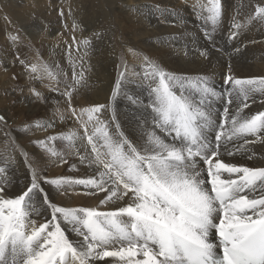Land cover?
I'll use <instances>...</instances> for the list:
<instances>
[{
    "label": "snow or ice",
    "instance_id": "obj_1",
    "mask_svg": "<svg viewBox=\"0 0 264 264\" xmlns=\"http://www.w3.org/2000/svg\"><path fill=\"white\" fill-rule=\"evenodd\" d=\"M209 4L202 19L215 30L221 21L220 0ZM256 11L264 19V7ZM205 35L211 37L210 32ZM31 71H37L35 65ZM226 81L231 84L227 104L236 108L230 112L225 107L223 122H217L210 102L217 93L206 77L193 82L153 64L152 127L142 126L135 141L119 130V124L111 130L112 122L101 119L108 106L79 113L73 109L84 129V150L91 146L80 162H88L93 174L49 180L33 169L29 185L7 198L0 183V264H109L107 258H118L122 264H264V168L237 166L223 158L233 155L229 144L241 139L249 143L247 137L264 132V112L243 114L250 94H264V77L242 80L229 75ZM186 83L194 84L199 99ZM117 94L118 88L113 96ZM213 128L219 131L210 140ZM75 136L73 132L64 138ZM39 146L59 155L46 147V141H39ZM5 171L0 168V173ZM43 184L83 186L89 190L85 195L104 193L101 205L125 203L110 211L57 206ZM65 224L82 239L71 241ZM212 235L218 242L210 240Z\"/></svg>",
    "mask_w": 264,
    "mask_h": 264
},
{
    "label": "bare ground",
    "instance_id": "obj_2",
    "mask_svg": "<svg viewBox=\"0 0 264 264\" xmlns=\"http://www.w3.org/2000/svg\"><path fill=\"white\" fill-rule=\"evenodd\" d=\"M12 1L14 2H12L11 6H4V10L14 13L18 12L22 15L13 16V14H11L10 16L6 15L3 16V18H0V24L2 23L4 25V32L10 35L14 34L15 32H20V30L17 29L15 25L17 23V25L19 24L20 26L21 23H23V25L26 23V18L28 17L24 16L23 13H26L29 10L28 8L17 9V6H21L20 1L23 0ZM33 1L42 2L43 0ZM52 1L54 4V1L59 2L61 5L63 4L64 10H62L61 15L63 19L61 20H64L63 23H65V25H67V23H71L73 20L77 21V37L74 41V46L72 43V45H67V47L69 46L70 49H66V51L57 48V45L55 44L57 37L54 36L56 34H54V32L53 34L40 36V32L35 27L36 24L41 26L44 24H52V26H54L55 23L60 22L59 20L55 21L56 18L54 15L56 13L54 10L51 11L50 7L48 6V10H44L43 7L39 8L37 16L34 17L37 22H35V24L32 23L28 30L25 29L24 32H21L22 34L27 33V35L32 33L35 37L40 36L41 38L39 42H35L27 49L26 58L18 54V60L13 61L12 58L7 60L9 54L0 47V105L4 102V99H7L5 98L6 92L3 90L11 92L16 97L14 98L18 101L25 98H37L34 92V90H37L39 93L45 94L52 101H55L53 103H48L49 108H58V111L54 110L52 113L46 114L39 122L28 124L27 127L22 126L20 129H18L16 138H22V140L18 143L22 147L21 151L11 141L9 133L0 129V144H3L2 148H0V151L3 150L8 157H12L17 162H21V165L26 170V173L20 177V180L24 181L25 183L20 187L7 185L6 177L3 174H0V183H2L6 188V198L13 197L15 194L24 190L26 185H29L33 169H35L43 178L49 180L65 177L81 179L88 178L93 174L94 168L89 167L88 162H80L81 157L89 155L91 147L90 145L87 146L89 149L88 152L84 150V145L87 144L86 138L83 139V142L81 141L84 129L79 123V118L72 115L73 109L68 110L67 107L65 108L66 100L64 101L65 103H61V99H74V110L77 113H79L83 108H88L95 105L108 106L107 110L103 112L101 119L105 122H112L111 130H115V125L119 124V130L122 131L130 140L135 141L141 135V127L145 126L142 125L143 118L150 116L151 114L145 99L147 97L148 103L150 104L152 98L150 84L153 78V64L159 68H162L167 73L173 74L174 76L180 78H188L189 81L193 82L197 77H206L210 85L217 93V96L212 97L210 101L213 111V119L217 120V122H223L222 118L225 107H229L230 112L236 108L235 104L231 106L227 104L229 99L228 92L231 89V84L226 81L227 76L231 75L234 78L242 80L264 77V33H254V31L258 28L256 22L243 24L242 26L240 25L243 28L242 31L239 30L241 28L238 30L232 28L230 31H224V33L237 35L235 38L237 41L242 40L240 41V46L238 44L235 45L236 43L232 45L228 44L230 49L227 48V50H229L231 53L240 54L245 49L254 48V53L256 54L254 55L256 56L254 57V63H250V65L233 63L227 66H216L214 65L215 63H208L207 66L203 67L204 71L200 69L199 71H196L194 70L195 68L191 69L195 63L191 65L190 55L195 56L197 60L205 59L206 57L211 56V54L216 58L219 57L218 53H210V51L208 52L204 50V48L196 50L193 48L191 49V47L197 45V42L201 41L198 36L203 37V33H205L206 30L207 32L210 30L213 31L210 33H217V31H215L216 29L213 30L212 27H210V24L209 26L204 25V21H202V23L200 22V20H203L202 17L207 15V7L210 6L209 0H120V2L117 4L115 1H113L114 4H119L118 6L115 5L116 7L114 10V17H116V19L119 21L121 28L126 31L125 33L127 36V40L125 41L127 45V49H125L126 62L123 65L124 67L121 66L123 67V69L120 68L122 69L121 72H117V61L120 54L118 55L117 49L115 48L114 42L110 36L108 38L110 32L108 35L105 33L106 30H108L105 28L108 26L107 18L110 17L107 16L104 18V16L101 15V11H99L97 7L103 6V3H99L100 0H97L99 4H96V2L93 0ZM234 1L242 0H220V4L222 6L220 23L226 22L230 24L234 21V16L232 15L233 8L230 5V3H233ZM242 2L244 3V1ZM246 2H249L248 4H250L251 0H247ZM258 2L260 4L258 7H264V0H259ZM109 4L110 2L108 5ZM104 6L106 7V4H104ZM111 6L112 5H110V7ZM258 7L248 10V19L264 24V19L258 18L256 11ZM169 12H174L176 18H174V15L172 18L167 16ZM93 14H97V16L94 17ZM87 15H90L92 21L89 23V28H86V30L89 32L84 31V28L82 27L83 23H85L84 20ZM57 16L58 15H56V17ZM53 17L55 19H53ZM199 25H202L205 31H200L198 27ZM27 26L28 24L25 27ZM56 27L57 25L53 27L54 31H57L56 29L58 28ZM112 27L110 28L109 26L110 29H113ZM201 30L203 29L201 28ZM253 35H256V38H254ZM232 39L234 38H231V40ZM85 41H88V43L85 44ZM186 41H189V44ZM220 41L222 42V39H220ZM212 46H216L214 41ZM75 49H77V52L79 53H76ZM39 50L42 51V55H40ZM120 50L122 49L120 48ZM142 51L146 52L148 55L147 58L142 56ZM201 52H206L207 55H201ZM23 60H26V62ZM72 60L75 62V66H73L74 68L70 69V67L65 66V63ZM57 63L59 64L57 65ZM221 63L225 64L224 62L220 61V64ZM26 64L29 65L27 66L26 72H24V70L23 75L17 76L19 73V68L21 66L24 67ZM33 65H35L37 68V71L34 73L31 71V67ZM75 68L87 71L86 77L88 81L83 82V84L81 83L82 81L76 82L75 75L77 70H75ZM217 72H219L218 75ZM15 79L18 81V86L16 87L13 86ZM118 81L119 85L117 83ZM187 84L191 87V84ZM151 86L155 87L156 85L151 84ZM117 88L118 93L123 91L124 101H122L123 99H117L118 94L113 96V91ZM178 88L179 86H177V90ZM17 100H15V103L18 102ZM38 102L41 101L38 100ZM245 103H247L248 107L243 108L244 115L251 116L258 114L259 112H264V94L261 92H254L250 94ZM68 104L70 107L71 103ZM213 106H215L217 109L214 110ZM111 108L112 111H110ZM127 109L129 111L128 116L124 111ZM134 112L138 115V118H136L137 115H129ZM25 117L28 119L29 115L27 114ZM61 117L63 119H61ZM133 118H135L134 120H136L138 124L136 126L127 127V121L125 119L129 120ZM82 119L86 120L87 116L85 115ZM147 119L148 118H146V120ZM49 122H52L54 126H38L45 124L48 125ZM146 127L151 128L152 125H147ZM88 131H92L91 125H89ZM217 131H219L217 128H213L209 131L208 135L210 140ZM73 132L76 133V136L72 140L64 138L67 136V134ZM57 135L59 138L64 139L65 142L63 145L56 139H48L51 136ZM26 136H31L33 139L40 138L39 141H46V147L55 149L59 155L52 156L45 150V148L39 146L38 140L37 142L23 143V138ZM169 139H171V137H169ZM247 140L249 143H245V141L241 139L229 144L228 148L233 152V155L228 156L227 154H224V161L234 163L237 166H246L254 169L264 168V132H261L257 137L249 136L247 137ZM31 143L36 144L31 145ZM221 152L224 153V150L221 149ZM24 153L27 154V157H25ZM91 155L94 157V154ZM224 177H227V174H224ZM96 178L98 179V176ZM43 187L48 193L50 201L55 203L57 206L72 208L93 207L100 211H110L125 203L123 200H121L118 201L117 204L101 205L100 200L103 198L104 193L85 195L84 193L89 190L83 186H61L57 188L56 186L43 184ZM33 203L38 204L39 201H33ZM40 211L44 212L43 208H40ZM44 215L48 216L49 213L44 212ZM33 219H35L37 223L42 222L39 217L33 216ZM64 227L66 230V235L71 241L75 243L82 239V237L78 236L77 233L73 231L71 225L65 224ZM210 240L213 242H218V237L212 235L210 236ZM217 252L219 253V249H217ZM107 259L109 264H122L118 258ZM101 264H103V262H101Z\"/></svg>",
    "mask_w": 264,
    "mask_h": 264
},
{
    "label": "rangeland",
    "instance_id": "obj_3",
    "mask_svg": "<svg viewBox=\"0 0 264 264\" xmlns=\"http://www.w3.org/2000/svg\"><path fill=\"white\" fill-rule=\"evenodd\" d=\"M94 2H96V4L98 3V1L96 0H93ZM113 1H115V3L117 4V3H119L120 2V0H100L99 1V3H103V6H97L98 7V9H99V11H101V15H103L104 16V18H106L107 16H109L110 18H107L106 20H107V25L108 26H106L105 28L106 29H108V30H106V34L108 35V33H109V35H108V38H109V36H110V38L113 40V42H114V45H115V48L117 49V53H118V55H119V58H118V61H117V72L119 71V72H121L122 71V69H123V65L125 64V62H126V50L125 49H127V45H126V40H127V36H126V31H124L122 28H121V25H120V23H119V21L116 19V17H114V10H115V7L116 6H118V5H116V4H114L113 3ZM242 1H244V3L242 2ZM242 1H234L233 3H230V5H231V7L233 8L232 10V15L234 16V21L232 22V23H230V24H228V23H226V22H222V23H220L215 29V31H217V33H211L212 35H211V37L209 38V37H207L206 35L204 36V34L207 32V30H206V32L205 33H203V37L202 36H198L200 39H201V41H199V42H197V45H194L193 47H191V49L193 48L194 50H196V49H203L204 48V50H206V51H210V53L211 52H213V53H218V58H216V57H214L212 54H211V56H209V57H206L205 59H201V60H197L196 58H195V56H193V55H190V62H191V65L192 64H194L192 67H191V69L193 68H195L194 70H196V71H199V69L200 70H202V71H204V66H207V64L208 63H211V64H214V65H216V66H227V65H230V64H233V63H237V64H243V65H250V63H254V57H256V56H254V55H256L255 53H254V48H248V49H245V50H243V52H241L240 54H235V53H231L229 50H227V48L228 49H230L229 48V45L228 44H235V45H239L240 46V41H242V40H236L235 38L237 37V35H234V34H228V33H224V31H230V29H236V30H238L239 28H241V29H239V30H243V28L241 27L243 24H249V23H257V25H258V28H257V30H255L254 31V33H258V32H262V33H264V24L263 23H259L258 21H255V20H250V19H248V10H250L251 8H255V7H258V6H260V4H259V0H251V2H250V4H248L249 2H246L247 0H242ZM12 2H14V1H12V0H0V18H3V16H10L11 14H13V16H15V15H22V14H20V13H14V12H8V11H6V10H4V6L5 5H9V6H11V4H12ZM27 2V3H26ZM55 2V4L53 3V1L52 0H43L42 2L41 1H38V2H34L33 0H23V1H20V4H21V6H17V9H24V8H28L29 10L25 13H23L24 14V16H26V17H28V18H26L27 19V21H26V23H24V25H23V23H21L20 24V26H19V24L17 25V23H16V28L17 29H19L20 30V32L19 33H21V32H24V30L26 29V30H28L29 29V27H30V25L33 23V24H35V22H37L36 21V19H34V17L35 16H37V13H38V11H39V8H42L43 7V9L44 10H48V6L50 7V10L51 11H53L54 10V12L56 13L54 16H55V18L53 17V19H55V21L56 20H59L60 22H58V23H55V25H57V27L56 28H58V29H56L57 31H54L53 30V27L55 26H52V24H44L43 26H41V25H38V24H36L35 25V27L37 28V30L40 32V36H45L46 34H53V32H54V36L55 37H57V41L55 42V44L57 45L56 47L57 48H59L60 50H65L66 51V49H70V47L68 46L67 47V45H72L73 44V46H74V41L76 40V37H77V30H76V27H78L77 26V21L76 20H73V21H71V23H67V25H65V23H63L64 22V20H61V19H63L62 18V10H64L63 9V4L61 5L59 2H56V1H54ZM110 2V4L108 5V3ZM239 2V3H238ZM240 2H242V3H240ZM98 3V4H99ZM112 3V4H111ZM237 3V4H236ZM60 6H59V5ZM104 4H106V7L104 6ZM241 4V5H240ZM251 4H253V5H251ZM110 5H112L111 7H110ZM116 5V6H115ZM240 5V6H239ZM247 5V6H246ZM62 6V7H61ZM249 6V7H248ZM255 6V7H254ZM58 7H60V8H58ZM100 7V8H99ZM105 8H106V10H105ZM221 8H222V6H221ZM235 8V9H234ZM241 10H239V9ZM247 8V9H246ZM59 9H60V12H59ZM110 9V10H109ZM113 12H112V11ZM245 10H247V11H245ZM97 11V10H96ZM106 11H110L109 13L108 12H106ZM31 13V14H30ZM98 13V12H97ZM107 15H106V14ZM30 14V15H29ZM100 14V13H99ZM109 14V15H108ZM175 13L173 12H169L168 13V15L167 16H170L171 18L173 17V15H174ZM56 15H58L57 17H56ZM94 15V17H96L97 16V14H93ZM92 15V16H93ZM113 15V16H112ZM30 17V18H29ZM58 18V19H57ZM174 18H176V15H174ZM25 19V20H26ZM109 19H110V21H109ZM246 19V20H245ZM238 20V21H237ZM202 21L203 20H200V22L202 23ZM84 22L85 23H83V28H84V31H86V32H89L88 30H86V28L88 29L89 28V26H90V24L89 23H91L92 21H91V18H90V15H87V17L85 18V20H84ZM109 22H110V24H109ZM236 22V23H235ZM240 22V23H239ZM259 23V24H258ZM28 24V26L27 27H25L26 25ZM234 24H239V25H241L239 28H236V27H234ZM112 25H113V27H112ZM209 25V24H208ZM39 26H41V27H39ZM109 26H110V28L112 27L113 29H110L109 28ZM210 26V25H209ZM24 27V28H23ZM50 27V28H49ZM51 27H52V29H51ZM199 27V29H200V31H205V29H204V27H202V25H199L198 26ZM210 27H212V26H210ZM118 28H119V31H118ZM201 28L203 29V30H201ZM260 28V29H259ZM49 29H50V31H49ZM4 25L1 23L0 24V47L3 49V50H5L8 54H9V57H7V60H9L10 58H12L13 59V61H15V60H18L19 59V55L18 54H20V56H23L24 58H26V51H27V49L32 45V44H34L35 42H39L40 40H41V38H40V36L39 37H35L32 33L31 34H29V35H27V33H21V34H19V33H14V34H12V35H10V34H7V33H5L4 32ZM60 30V31H59ZM110 30V31H109ZM52 31V32H51ZM112 31V32H111ZM124 31V32H123ZM18 32V31H17ZM83 32V31H82ZM209 32H213L212 30H210ZM105 34V35H106ZM215 34V35H214ZM219 34H220V36H219ZM223 35V36H222ZM228 35V36H227ZM239 35V34H238ZM11 36V37H10ZM32 36V37H31ZM119 36V37H118ZM218 36V37H217ZM242 36V35H241ZM12 37H16V39L15 40H13L12 39ZM35 37V38H34ZM97 37V36H96ZM95 37V38H96ZM234 38V39H232L231 40V38ZM253 37L254 38H256V35L254 36L253 35ZM17 38H18V40H17ZM23 38V39H22ZM118 38H120V39H118ZM214 38V39H213ZM219 40H218V39ZM224 38V39H223ZM9 39V40H8ZM22 39V40H21ZM59 39V40H58ZM118 39V40H117ZM203 39V40H202ZM220 39H222V42L220 41ZM5 40V41H4ZM21 40V41H20ZM212 40V41H211ZM7 41V42H6ZM16 41V42H15ZM213 41H214V43H215V45L216 46H212V43H213ZM63 42V43H62ZM187 43L189 42V41H186ZM210 42V43H209ZM228 42V43H227ZM59 45H58V44ZM61 43V44H60ZM65 43V44H64ZM72 43V44H71ZM121 44V46H120V44ZM201 43V44H200ZM126 46H125V45ZM189 44V43H188ZM205 44V45H204ZM252 45H256V44H252ZM61 48H60V47ZM117 46V47H116ZM125 46V47H124ZM208 46V47H207ZM64 47H66V48H64ZM224 47H226V48H224ZM120 48L122 49V50H120ZM211 48V49H210ZM10 51V52H9ZM75 52L76 53H79V52H77V49H75ZM140 52V51H139ZM227 52H228V54H227ZM39 53H40V55H42V51L41 50H39ZM251 53V54H250ZM235 54V55H234ZM122 56V57H121ZM142 56L144 57V58H147L148 57V55L146 54V52L144 51H142ZM227 56V57H226ZM233 56H235V57H233ZM237 57V58H236ZM15 58V59H14ZM235 59V60H234ZM236 59H240L239 61L238 60H236ZM151 60V59H150ZM243 60V61H242ZM24 62H26V60H23ZM123 61V62H122ZM200 61H202V62H200ZM204 61V62H203ZM220 61L221 62H224L225 64H223V63H221L220 64ZM245 63V64H244ZM59 63H57V65H58ZM26 66V67H25ZM24 67L23 66H21L20 68H19V70H18V75L17 76H20V75H23L24 74V72H26V70H27V66H29L28 64H26ZM65 66H67V67H70V69H72V68H74L73 66H75V62L72 60V61H68L67 63H65ZM121 66H123V67H121ZM120 68H122V69H120ZM23 69V70H22ZM25 70V71H24ZM75 70H77V73H76V75H75V78H76V82H80V81H82L81 83L83 84V82H85V81H88V79H87V77H86V73H87V71H84V70H80V69H77V68H75ZM24 71V72H23ZM218 73L219 72H217V75H218ZM83 75V76H82ZM85 76V77H84ZM77 80H79V81H77ZM18 81H16V79H15V81L13 82V86L14 87H16V86H18V83H17ZM187 84V83H186ZM185 84V85H186ZM193 84H191V87L190 86H188V84H187V86H186V88H188L189 89V92H191V93H193V95H195L194 94V85L192 86ZM13 86H11V87H13ZM211 86V85H210ZM212 87V86H211ZM4 92H6V96H5V98H7V99H4V102L0 105V117H3V120H0L1 121V123H0V129L1 130H3V131H5V132H7V133H9V136H10V138H11V141L18 147V149L21 151L22 149V147L18 144L21 140H22V138L20 139V137H18V138H16V135L18 134V129H20L22 126H24V127H27L28 126V124H33V123H36V122H39L40 120H42L43 118H44V116L46 115V114H48V113H52L54 110H56V111H58V108L57 107H53V108H49L48 107V103H53V102H55V101H52L49 97H47L45 94H42V93H39L37 90H34V92H35V95L37 96V98H25V99H22V100H17V99H15L16 97L11 93V92H8V91H6V90H3ZM38 94H39V96H38ZM187 94V93H186ZM15 97V98H14ZM44 97V98H43ZM120 97H122V98H120ZM37 99V100H36ZM117 99H123L122 101H124V96H123V91H121V92H119L118 93V95H117ZM195 99H199V97L198 96H195ZM15 100H17L18 102L17 103H15L16 101ZM27 100V101H26ZM38 100L39 101H41V102H38ZM66 100V101H65ZM66 103H65V102ZM60 102L61 103H65V108L67 107V109L69 110H72V109H74V104H75V100L74 99H61L60 100ZM145 102H147L146 104H147V107H148V109H150V112H151V114H150V116H147V117H144L143 118V120H142V122H143V124L142 125H145V127L148 125V126H150V125H152V120H151V117H152V115H153V113H152V108L150 107V104L148 103V98L146 97V99H145ZM15 103V104H14ZM43 103V104H42ZM68 103H71L70 104V107H69V104ZM12 104V105H11ZM67 104V105H66ZM26 105V106H25ZM36 105V106H35ZM17 106V107H16ZM22 106H24V107H22ZM41 106V107H40ZM42 106H44V107H42ZM38 107V108H37ZM18 108H19V110H18ZM43 109V110H42ZM213 109L215 110V109H217L215 106H213ZM8 111V112H7ZM17 111V112H16ZM45 111V112H44ZM110 111H112V108H111V110ZM123 111V110H122ZM125 111V113H127V116H128V113H129V111H128V109L127 110H124ZM1 112H3V113H1ZM29 112H31V113H29ZM40 112V113H39ZM29 115V118L27 119V117H25V115ZM32 116H31V115ZM42 114V115H41ZM18 115V116H17ZM35 115V116H34ZM129 115H137L135 112L134 113H132V114H129ZM31 116V117H30ZM34 116V117H33ZM9 117V118H8ZM38 118V120H37V118ZM40 117H41V119H40ZM34 118V119H33ZM136 118H138V115L136 116ZM142 118V117H141ZM146 118H148L147 120H146ZM6 119V120H5ZM32 119V120H31ZM127 119H128V117H127ZM127 119H125L127 122H126V124H127V127H129V126H136L138 123H137V121L136 120H134L135 118H133V119H129V120H127ZM140 119V118H139ZM131 120H134V121H131ZM147 123H146V122ZM76 122V121H75ZM131 124H130V123ZM145 122V123H144ZM133 123V124H132ZM150 123V124H149ZM2 124V125H1ZM21 125V126H20ZM45 125H47V124H45ZM5 126V127H4ZM4 127V128H3ZM19 127V128H18ZM3 128V129H2ZM12 128V129H11ZM11 130H12V132H11ZM15 131V132H14ZM17 132V133H16ZM55 137H58V135L57 136H55ZM33 138H31V136H26V137H24L23 138V143H26V142H37V140H38V143H39V140H40V138L39 139H33ZM14 140V141H13ZM18 140V141H17ZM56 140L58 141V142H61L62 143V145L64 144V139L63 138H56ZM17 141V142H16ZM32 144H36V143H31V145ZM2 145L3 144H0V148H2ZM20 147V148H19ZM2 153V154H1ZM63 154V153H62ZM0 168H5V172L4 173H0V174H3L5 177H6V179H7V185H12V186H14V187H20V186H22L25 182L24 181H22V180H20V177L21 176H23L25 173H26V170L23 168V166L21 165V162H17L14 158H12V157H8L7 156V154L3 151V150H1L0 151ZM12 159H13V161H12ZM1 161H3V162H1ZM7 161V162H6ZM8 161H9V163H8ZM15 162V163H14ZM3 163V164H2ZM16 164V165H15ZM21 168V169H20ZM8 174H7V173ZM19 173V174H18ZM7 176H6V175ZM10 176H11V178H10ZM18 176V177H17ZM16 178V179H15ZM11 179V180H10ZM10 183V184H9Z\"/></svg>",
    "mask_w": 264,
    "mask_h": 264
}]
</instances>
